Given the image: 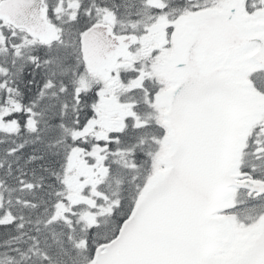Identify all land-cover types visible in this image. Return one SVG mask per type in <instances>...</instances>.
<instances>
[{
	"label": "snow or ice",
	"instance_id": "1",
	"mask_svg": "<svg viewBox=\"0 0 264 264\" xmlns=\"http://www.w3.org/2000/svg\"><path fill=\"white\" fill-rule=\"evenodd\" d=\"M0 264H264V0H0Z\"/></svg>",
	"mask_w": 264,
	"mask_h": 264
}]
</instances>
